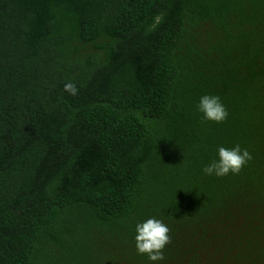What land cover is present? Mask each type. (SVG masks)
Returning <instances> with one entry per match:
<instances>
[{
    "label": "trees",
    "instance_id": "16d2710c",
    "mask_svg": "<svg viewBox=\"0 0 264 264\" xmlns=\"http://www.w3.org/2000/svg\"><path fill=\"white\" fill-rule=\"evenodd\" d=\"M150 216L159 264H264V0H0V264H151Z\"/></svg>",
    "mask_w": 264,
    "mask_h": 264
},
{
    "label": "clouds",
    "instance_id": "9594fccd",
    "mask_svg": "<svg viewBox=\"0 0 264 264\" xmlns=\"http://www.w3.org/2000/svg\"><path fill=\"white\" fill-rule=\"evenodd\" d=\"M64 89L71 95H76L78 91L76 85L71 82L65 83ZM196 108L205 121L222 123L229 115L218 95L207 93L201 95ZM216 157L202 168L205 175L222 177L229 173L238 174L252 158L249 151L242 149L238 144L231 148L218 146ZM134 233L133 240L138 254L146 255L151 264H159L163 261V249L170 242V236L168 226L161 219L150 216L137 221Z\"/></svg>",
    "mask_w": 264,
    "mask_h": 264
}]
</instances>
